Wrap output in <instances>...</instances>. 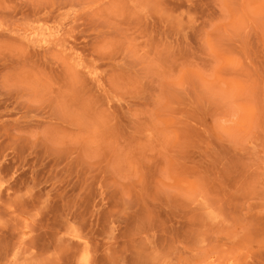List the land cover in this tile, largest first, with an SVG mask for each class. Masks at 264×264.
Masks as SVG:
<instances>
[{"label":"rangeland","instance_id":"1","mask_svg":"<svg viewBox=\"0 0 264 264\" xmlns=\"http://www.w3.org/2000/svg\"><path fill=\"white\" fill-rule=\"evenodd\" d=\"M0 264H264V0H0Z\"/></svg>","mask_w":264,"mask_h":264}]
</instances>
